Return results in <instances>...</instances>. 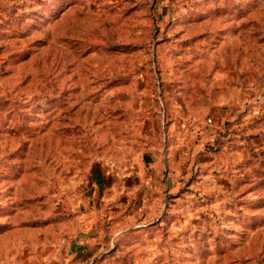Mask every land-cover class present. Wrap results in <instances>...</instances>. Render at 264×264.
Wrapping results in <instances>:
<instances>
[{"label":"rangeland","instance_id":"1","mask_svg":"<svg viewBox=\"0 0 264 264\" xmlns=\"http://www.w3.org/2000/svg\"><path fill=\"white\" fill-rule=\"evenodd\" d=\"M73 260L264 264V0H0V264Z\"/></svg>","mask_w":264,"mask_h":264},{"label":"crops","instance_id":"2","mask_svg":"<svg viewBox=\"0 0 264 264\" xmlns=\"http://www.w3.org/2000/svg\"><path fill=\"white\" fill-rule=\"evenodd\" d=\"M172 110L170 109V111H168V113H170ZM172 123H171V127L173 126V125H175L176 124V120H177V118H176V116H175V118H173L172 117ZM182 121H184V120H182ZM171 129V128H170ZM173 136V134L171 133V132H168V134H167V142H169V144H167V149L169 148V146L171 145V137ZM169 149H171V147L169 148ZM157 164L154 162L153 164H152V167H154L155 169H156V166ZM159 167V166H158ZM152 172V171H151ZM150 177V176H149ZM149 183V182H148ZM145 184H147L146 182H145ZM131 191V190H130ZM88 238V237H87ZM89 239V238H88ZM90 239H93L92 238V236H90ZM87 240V242L88 243H90V241L91 240ZM86 245H88V244H86ZM85 245V248H79V249H77V250H75V251H73V253H78V254H81V253H83L84 251L85 252H88V251H90V253L88 252V254H94L95 252H97V251H101L102 250V247L101 246H99V245H97V246H94L95 248H93V250H90V248L89 249H87V246ZM90 247V246H89ZM76 259H78V258H76ZM87 259H84V261H86ZM83 261V262H84ZM73 262H75V263H77L78 264V262H77V260H73ZM83 262H80V263H82L83 264Z\"/></svg>","mask_w":264,"mask_h":264}]
</instances>
